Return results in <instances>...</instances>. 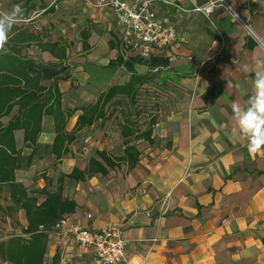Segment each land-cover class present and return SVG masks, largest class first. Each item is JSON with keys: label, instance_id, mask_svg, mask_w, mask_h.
I'll use <instances>...</instances> for the list:
<instances>
[{"label": "crops", "instance_id": "0c3cea01", "mask_svg": "<svg viewBox=\"0 0 264 264\" xmlns=\"http://www.w3.org/2000/svg\"><path fill=\"white\" fill-rule=\"evenodd\" d=\"M153 3L170 16L179 34L176 43L158 52L168 64L154 68L131 61L139 57L123 46L113 12L87 0H37L33 14L23 19L31 25L29 31L46 33L44 41L66 45L63 59L36 45L23 51L45 64L42 85L67 76L56 81L68 114L66 131L73 129L84 105L78 101L81 86L94 91L98 84L101 89L91 103L132 74L146 77L140 85L152 84L154 101L145 117L156 115L153 142H135L140 153L131 170L122 164L105 176L65 178L63 195L76 208L64 219L81 227L121 225L126 252L117 264H264V149L249 153L233 113L234 103L247 108L254 94L255 59L264 58V0H215L207 16L176 6L204 7L209 0ZM64 14L75 18L69 22L71 31L63 29L48 39L51 24L66 18ZM117 56L123 63L109 65ZM64 60L71 70L59 75L57 64ZM49 67L52 71L44 73ZM146 69L155 74L144 73ZM17 112L16 105L0 121L7 123ZM112 116H117L115 122L99 119L76 132L58 162L52 152V116L43 115L34 148L24 146L22 129L15 130L13 140L20 150L15 179L28 190L43 188V176L55 185L60 174L74 167L85 171L96 149L121 155L119 108ZM22 217L20 210L19 221ZM48 236L45 264H95L92 252L78 247L65 229L53 227Z\"/></svg>", "mask_w": 264, "mask_h": 264}, {"label": "trees", "instance_id": "16d2710c", "mask_svg": "<svg viewBox=\"0 0 264 264\" xmlns=\"http://www.w3.org/2000/svg\"><path fill=\"white\" fill-rule=\"evenodd\" d=\"M37 5L36 0H23L17 19H25ZM41 6L42 4L39 5ZM46 36L44 31L34 33L21 23H14L8 32L4 50L0 51V119L9 114L14 106H18V112L13 118L5 124L0 121V190L5 196L4 203L0 202V228L6 219H9L12 227L20 229L19 234H10L0 239V264H45L44 255L49 232L56 223L65 215L73 213L76 208V202L63 195L64 179L84 181L96 174L105 176L122 164L127 170H131L136 165L140 153L135 142H153L152 129L156 123V115L154 117L150 114L149 117H144L142 122L134 117L135 114L147 112L136 105L138 85L142 84L146 77L134 74L126 83L114 84L101 92L94 102L84 104L73 129L66 131L68 114L62 108V93L56 81L67 76L56 77L48 86L42 85V70L45 64L34 61L23 53L26 48L36 45L41 51H48L58 59L65 58L66 45L58 40L44 41ZM110 46L112 48V43ZM131 61L150 68L168 64V58L160 54L148 59L133 58ZM122 63V58L117 56L115 60H110L109 65ZM131 105H135L134 110L130 109ZM108 106H111L110 110ZM118 108L121 120H118L117 124L124 146L121 155L96 149L88 159L85 171L74 167L70 173L60 174L55 185H52V179L43 176L47 182L43 188L28 190L22 182L15 179L16 155L20 152L13 140L15 130L22 129L24 146L34 148L43 115L52 116L56 132L52 152L55 162H58L62 155L68 152V144L75 139L76 132L99 119L104 121L110 118ZM40 195H43L41 201L38 199ZM20 210L24 212L26 224L19 221ZM56 259V256L53 257V261Z\"/></svg>", "mask_w": 264, "mask_h": 264}, {"label": "built area", "instance_id": "2783aa9c", "mask_svg": "<svg viewBox=\"0 0 264 264\" xmlns=\"http://www.w3.org/2000/svg\"><path fill=\"white\" fill-rule=\"evenodd\" d=\"M94 7L111 10L122 30V42L128 52L142 59L170 47L179 39L178 31L168 14L155 9L153 0H87ZM182 12L199 11L203 7L184 8ZM202 12V11H201ZM90 217V215H88ZM65 229L78 247L92 252L95 264H117L125 257L123 228L114 222L102 227L71 225L63 218L54 226Z\"/></svg>", "mask_w": 264, "mask_h": 264}, {"label": "clouds", "instance_id": "9594fccd", "mask_svg": "<svg viewBox=\"0 0 264 264\" xmlns=\"http://www.w3.org/2000/svg\"><path fill=\"white\" fill-rule=\"evenodd\" d=\"M215 8V0H209V4L200 9L206 16ZM20 6L15 5L13 13L0 16V51L4 50V44L8 39V32L14 23ZM254 94L248 100L247 108L238 103L233 104V113L240 134L248 140V151L256 154L264 149V58L255 59Z\"/></svg>", "mask_w": 264, "mask_h": 264}, {"label": "rangeland", "instance_id": "374dc122", "mask_svg": "<svg viewBox=\"0 0 264 264\" xmlns=\"http://www.w3.org/2000/svg\"><path fill=\"white\" fill-rule=\"evenodd\" d=\"M22 4H23V0H0V16L12 14L15 5L20 6V12H21V5ZM32 14H33V11H30L27 14V16H31ZM62 16L66 17V18H64V19L58 18L57 21L56 20L54 21V24H51L52 27L49 29L50 33H49L48 39L56 38L57 35L61 34V30H63V29L67 31L66 34L71 31L68 28L69 22L75 18L69 17L66 14H64ZM17 21H18L17 23H19V24L21 23L27 29H30L31 25L29 24V22H24L25 20H17ZM63 25H66V27ZM48 26H47V29H48ZM57 66H60L59 71L61 74H59V75H64L63 73H69V70H71L70 64H67V62L65 60L60 61L59 64H57ZM52 69H53V67H49L48 70L47 69L44 70V73L49 74L52 71ZM124 70L129 72V67L125 66ZM147 70L148 69H146L144 73H148V74H152V75L155 74L154 69L153 70L151 69L152 72L147 71ZM100 80L101 79H97V81H99V82H100ZM93 87H95L94 91H93L92 87H90L89 89H87L88 88L87 86H81L80 87V94H79V99H78L80 105L86 104V103L92 101L94 99V97H96L95 93H98L99 91H101L98 84H94ZM138 88H139L138 89L139 96H137L136 105L138 107H141L145 111L147 110V113H149V111L152 110L151 107H152V104L154 101V99H152V93H151L152 84H150L149 82H146L145 84L138 86ZM134 107H135V105H131L130 109L134 110L135 109ZM110 109H111V106L109 107V110ZM138 109H140V108H138ZM145 116H146L145 113H142L141 115H136V114L134 115V117H136L141 122L144 120ZM116 118H117V116H115V117L111 116L108 121L115 122ZM0 202L4 203V196H3V192L1 190H0ZM20 223L26 224V221L24 220L23 217H22ZM14 233H17V234L20 233L19 227H12L10 224V220L6 219V221L2 224V226L0 228V239L4 238L10 234H14Z\"/></svg>", "mask_w": 264, "mask_h": 264}]
</instances>
